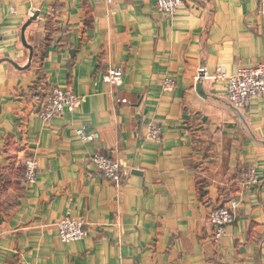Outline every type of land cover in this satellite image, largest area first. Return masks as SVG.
Returning a JSON list of instances; mask_svg holds the SVG:
<instances>
[{"label": "crops", "instance_id": "1", "mask_svg": "<svg viewBox=\"0 0 264 264\" xmlns=\"http://www.w3.org/2000/svg\"><path fill=\"white\" fill-rule=\"evenodd\" d=\"M34 15V58L20 71L4 60L28 65L22 28ZM0 28V264H264V99L241 120L214 78L263 60L259 0H184L172 16L157 0H0ZM115 69L122 85L105 84ZM54 88L82 105L45 122ZM80 129L100 139L84 143ZM96 154L121 164V186ZM30 157L39 170L26 184ZM250 167L261 184L243 194ZM233 198L236 221L215 243L210 214ZM66 217L85 218L83 240L62 242Z\"/></svg>", "mask_w": 264, "mask_h": 264}, {"label": "built area", "instance_id": "2", "mask_svg": "<svg viewBox=\"0 0 264 264\" xmlns=\"http://www.w3.org/2000/svg\"><path fill=\"white\" fill-rule=\"evenodd\" d=\"M103 2L109 6L116 4L119 0H95ZM261 15L264 17V0H259ZM184 5V0H157V8L165 16L174 15ZM15 13V11H12ZM264 29V28H263ZM3 34L0 28V41ZM264 54V53H263ZM215 80L221 81L225 85L226 99L240 110H247L251 103L256 99H264V57L263 60L252 67L241 68L234 75L230 76L225 69L220 68L217 71ZM105 84L120 86L123 83V72L121 69H115L109 72L104 78ZM176 87V81L172 77H167L163 83L165 91H172ZM82 105V99L71 90H61L54 88L45 98L40 108V117L45 122H50L54 118L62 116L65 112L75 113ZM79 139L84 143H93L100 139V134H89L85 129L77 131ZM148 139L155 143H161L162 133L156 126L149 129ZM92 163L96 169L106 179L121 186L124 180L122 166L110 158L96 154L92 158ZM38 163L33 158H27L24 162L26 184L35 183L38 175ZM261 180L256 175L254 168H247L243 171L240 180V188L244 193H249L258 188ZM240 207L238 199H231L224 205L214 209L210 214V225L213 230V241L220 243L227 237L228 229L234 225L237 212ZM62 242H78L87 236V222L85 218L75 219L66 217L57 223Z\"/></svg>", "mask_w": 264, "mask_h": 264}, {"label": "water", "instance_id": "3", "mask_svg": "<svg viewBox=\"0 0 264 264\" xmlns=\"http://www.w3.org/2000/svg\"><path fill=\"white\" fill-rule=\"evenodd\" d=\"M38 20V15H34L33 17H31L27 23H25V25L23 26L22 28V44L23 46L29 51V63L26 67L22 68L20 66H18L17 64L13 63L12 61H9V60H4L10 64H12L17 70H20V71H26L28 69H30L31 67V64H32V61H33V58H34V48L28 44L27 40H26V31L29 29V27ZM2 61H0L1 63ZM204 76L203 74H201V77H200V80H199V83L197 84L196 86V89H197V93L200 97L202 98H206L207 95L205 94V91H204V84L202 82V79H204ZM227 103H228V106L230 108H232L234 110L235 113L238 114V116L240 117L241 120H243V115H242V112L240 109L236 108L231 102H229L227 99H226Z\"/></svg>", "mask_w": 264, "mask_h": 264}, {"label": "trees", "instance_id": "4", "mask_svg": "<svg viewBox=\"0 0 264 264\" xmlns=\"http://www.w3.org/2000/svg\"><path fill=\"white\" fill-rule=\"evenodd\" d=\"M42 100H44L45 101V97H44V99H42ZM24 174H25V168H24V172H23V170H22V175H23V179H24ZM15 187H16V190H21V188H22V184H20V183H16L15 184ZM10 201H13L16 205H18V199L17 200H10ZM10 201H8V202H10ZM230 201V200H229ZM3 209H4V206L3 205H0V213H2L3 212Z\"/></svg>", "mask_w": 264, "mask_h": 264}]
</instances>
